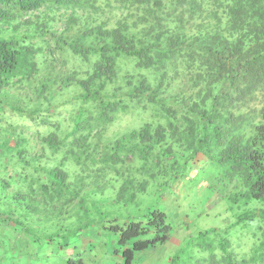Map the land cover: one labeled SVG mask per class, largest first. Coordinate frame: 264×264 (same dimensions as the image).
I'll use <instances>...</instances> for the list:
<instances>
[{"label": "trees", "instance_id": "obj_1", "mask_svg": "<svg viewBox=\"0 0 264 264\" xmlns=\"http://www.w3.org/2000/svg\"><path fill=\"white\" fill-rule=\"evenodd\" d=\"M101 4H114L124 17L111 26L104 22L77 32L76 20L70 18L52 36L61 62L70 54L86 67L82 76L77 69L59 73V90L75 86L79 91L73 98L75 114L71 130L61 137L49 113L40 120L46 127L45 135H37L43 149L77 165L100 161L124 175L114 197L122 206L134 204L137 194L158 178L163 183L157 191L195 166L215 171L231 223L189 238L168 264H264V0H0V23L45 6L97 11ZM192 26L198 29L190 34ZM23 41L0 36V88L25 71L30 47ZM127 64L131 70L122 72ZM179 73L188 94L167 95ZM127 111L149 112L153 118L92 158L91 139ZM23 140L17 137L15 146ZM133 162L135 175L119 171ZM32 172L31 202L21 193L12 200L27 208L36 206L40 196L54 207L59 221L61 209L77 194L68 174L60 166H36ZM84 201L79 209L85 210ZM93 211L103 215L100 208ZM12 213L0 211V221L21 226L24 215L15 219ZM108 223L121 264H134L136 253L170 238L166 216L155 206L121 223L117 218ZM24 233L27 239L33 234L27 228ZM239 233V238L248 236L246 251L234 244ZM48 238L64 239L59 225Z\"/></svg>", "mask_w": 264, "mask_h": 264}, {"label": "rangeland", "instance_id": "obj_2", "mask_svg": "<svg viewBox=\"0 0 264 264\" xmlns=\"http://www.w3.org/2000/svg\"><path fill=\"white\" fill-rule=\"evenodd\" d=\"M123 15L114 4H101L97 11L79 7L45 6L21 14L10 23H0L1 37L22 39L23 44L30 47L25 71L22 68L16 78L0 88V211L13 212L12 217L15 219L20 214L24 215L19 218L23 222L21 226L8 220L0 221V264H67V258L70 257L73 264H121L118 258L120 256L117 257L114 253L117 247L116 236L106 230L108 221L117 218L118 223H121L126 218L144 214L152 206L166 216V222L171 227L170 238L162 246L136 253L134 264H168L169 259L189 238L205 230L224 229L231 223L232 212L223 200L224 192H218L220 185L215 178V171H203L200 166H195L170 187L159 191L158 184L163 183V178H158L147 186L144 193L137 194L134 204L122 206L121 203H114V197L124 175H118L100 161H83L77 165L71 159L64 158L61 153L52 156L43 149L37 135H45L46 127L40 120L49 113L50 121L58 124L57 133L61 137L71 130L75 114L73 98L79 91L75 86L59 90V73H70L77 69L79 76H82L86 67L70 54L65 55L61 62L52 36L59 35L70 18L76 20L73 31L77 32L104 22L111 26L123 18ZM197 29L198 26L190 27V34ZM131 68L132 65L127 64L122 72ZM43 84L47 89H43ZM166 93L188 94L186 79L181 73L170 83ZM15 109L25 114H19ZM151 115L142 111L120 114L100 135L91 139V157L99 158L97 155L102 153L104 145L111 144L122 134L138 129L153 118ZM17 137L25 140L18 148L15 146ZM19 150L21 153L17 156ZM198 162L200 163L199 160ZM134 165L135 162L126 164L119 171L122 173L128 170L126 173L135 175L137 171L134 170ZM36 166H60L68 174L70 189L74 193L77 191L69 205L59 212V221H56L55 211L51 209L54 207L45 204L40 196L35 197L40 201L36 206L27 208L12 200L14 195L21 193L25 195V201L31 202L28 196L32 193L30 189L35 188L31 178H35L32 169ZM139 179L140 177H135L136 182ZM231 188L232 186L225 188L226 193ZM82 199L85 200V210L78 207ZM25 201L23 202L26 203ZM93 206L100 208L103 215L99 216L93 211ZM58 225L59 235H64V239L54 238L55 244L59 246V255L49 253L45 258L36 249L45 246V241H49V235ZM78 227H81L80 230ZM24 228L33 232L30 240L27 239ZM239 236L240 233L236 239ZM243 236L245 238L240 237L234 244L246 251L249 247L248 236ZM62 258L65 262H62Z\"/></svg>", "mask_w": 264, "mask_h": 264}, {"label": "crops", "instance_id": "obj_3", "mask_svg": "<svg viewBox=\"0 0 264 264\" xmlns=\"http://www.w3.org/2000/svg\"><path fill=\"white\" fill-rule=\"evenodd\" d=\"M30 240V238H28ZM27 240V239H26ZM54 242V241H53ZM45 246L44 247H41V248H38L36 249L37 252H41V255L45 258H47L48 254L49 253H52L54 254L55 256L59 255V246L58 244H55L52 243V242H49V241H45ZM71 247V246H70ZM33 250V249H32ZM31 252V250H29ZM28 252V253H30ZM63 259V258H62ZM62 262H65L64 259L62 260ZM67 264H73V261H72V257L70 258H67Z\"/></svg>", "mask_w": 264, "mask_h": 264}]
</instances>
